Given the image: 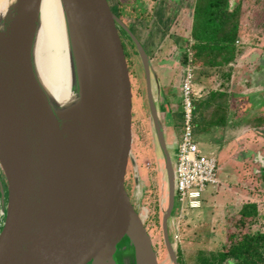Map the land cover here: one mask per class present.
<instances>
[{
    "label": "water",
    "instance_id": "95a60500",
    "mask_svg": "<svg viewBox=\"0 0 264 264\" xmlns=\"http://www.w3.org/2000/svg\"><path fill=\"white\" fill-rule=\"evenodd\" d=\"M60 1L78 98L71 131L62 129L65 117L52 107L33 66L39 0H14L0 27V264H115V244L123 238L132 250L128 264H158L123 186L128 161L135 184L137 171L130 159L133 91L122 31L143 71L166 183L162 240L171 264H179L167 232L173 171L149 58L108 0Z\"/></svg>",
    "mask_w": 264,
    "mask_h": 264
},
{
    "label": "rangeland",
    "instance_id": "374dc122",
    "mask_svg": "<svg viewBox=\"0 0 264 264\" xmlns=\"http://www.w3.org/2000/svg\"><path fill=\"white\" fill-rule=\"evenodd\" d=\"M171 1L178 3L179 9L182 7V13L178 11L179 14L175 16L173 13L176 9L171 7L174 10L172 13L170 1L165 0L164 16L167 17L169 31L170 27L174 28L173 32L177 31L180 39L176 41L184 49L190 40L191 12L189 8L192 0ZM108 3L112 12L118 14L138 41L144 42V51H148L146 40L151 38L152 24H157L154 16L137 17L141 20L137 25L138 21H135L134 17L129 14L132 17L128 18L131 24L129 25L123 10L124 5L132 3L137 4L138 8L142 7V11L146 10L147 0H108ZM235 5H238L239 13L235 41L238 50L236 59L234 58L232 62L235 70L233 82L228 85L230 97L235 100L231 101L229 107V126L223 130L224 133L229 132L230 139L225 140L224 143L221 142L222 129L216 128L212 130L214 131L212 133L213 141H210L208 138L210 135L205 136L206 134L202 131L204 123L201 122L203 120L191 121L192 126H195H193L192 132L194 134L202 132V137H204L200 138L204 144L201 152L214 156L216 165L214 175L218 184L205 183L199 208L186 209L178 214L179 202L174 198L173 207L167 220L168 239L172 240L178 259L182 264H195L194 256L199 249L204 251L221 249L227 235L230 232L237 233L239 226L236 222V215L240 205L244 202H254L259 212V216L254 218L249 227L246 225L244 227L251 231H264V122L259 127H253L250 123L252 117L264 116V99L262 97L264 89V0H228L229 8ZM149 18L151 19L148 21ZM136 26L141 27L136 28ZM152 36L156 35L152 33ZM121 40L127 53L132 77L130 159L134 160L137 171V183L135 184V171L128 161L123 176V186L130 202L143 218L157 263L171 264L162 242L160 227V217L166 203L163 160L154 142L151 121L143 97L144 91L140 88L144 83L141 63L128 36L122 34ZM181 51L179 52L180 56L182 55ZM196 70L194 67L193 78L197 75ZM73 90L75 91V88ZM196 103V99L192 100V107ZM247 103L248 109L244 108ZM174 125L176 128H181V115L179 122ZM161 126L164 139L169 142L171 133L167 127L165 113L161 115ZM166 145L171 165H173V146L171 147L169 143ZM200 146H202L201 143ZM0 181L4 190L5 183L1 173ZM154 217L155 219H153ZM131 251L130 245L124 238L118 241L113 253L115 264L130 263Z\"/></svg>",
    "mask_w": 264,
    "mask_h": 264
},
{
    "label": "trees",
    "instance_id": "16d2710c",
    "mask_svg": "<svg viewBox=\"0 0 264 264\" xmlns=\"http://www.w3.org/2000/svg\"><path fill=\"white\" fill-rule=\"evenodd\" d=\"M115 15L118 16V14ZM238 16V5L229 8L228 0H192L189 27L191 42L186 43L190 50L192 65L215 67L223 80H228L231 71L230 63L234 61L238 50L235 44ZM119 19L122 21L120 17ZM122 34L125 32L122 31ZM184 49H182L183 62L186 61ZM263 95L264 89L262 93L264 99ZM227 101L228 94L225 91L208 90L203 99L196 101L192 110V121L199 119L203 120L201 123L206 126H223L226 122ZM263 122L264 116L256 115L251 118L250 123L253 127H259ZM258 216L259 212L254 202L242 203L236 215L239 226L237 233L230 232L221 249L197 250L194 256L195 264H264V231H251L244 227V225L249 227ZM141 219L144 226L143 218ZM1 221L2 215L0 223ZM170 242L172 243V240ZM176 259L179 264H182L177 254Z\"/></svg>",
    "mask_w": 264,
    "mask_h": 264
},
{
    "label": "crops",
    "instance_id": "0c3cea01",
    "mask_svg": "<svg viewBox=\"0 0 264 264\" xmlns=\"http://www.w3.org/2000/svg\"><path fill=\"white\" fill-rule=\"evenodd\" d=\"M164 1L165 0H147V3H145L146 10H143V11H142V7L138 8L137 4H134V3L129 4V5H124L123 10L126 13V17H127L129 25L131 24L128 18L131 19L132 17H134L133 19L135 21H138L137 25H139L140 24L139 21L141 20L137 19V17L139 16L146 17V15H148V17L154 16L155 23H157L154 25L152 24L151 32L155 34L156 36H152V33H151V38L146 40L147 42L146 46H148V51L145 50V52L149 58L150 68H151L150 89H151L152 97L155 100L156 108H157L158 115L160 118V123H161L162 113L163 114L165 113L166 115L167 127L169 128L170 133H171V140L169 142H166V141L165 142L169 143L171 147L173 146V157H174L175 141L177 140V137L179 136V132H180V129L178 127L176 128L174 124H177L179 122L180 115H181V98H180V93H179V83H180V77H181V72H182V66L185 62L182 61V55L181 56L179 55V52L182 50V47H180L181 46L180 43L176 41L180 39L179 35L177 34V31L173 32L174 30L173 27H170V31L168 29V24L166 21L167 17L164 16V5H165ZM167 1H170V11H172V13L174 11L172 8L176 9L175 12L173 13L175 16L179 14L178 11L182 13L183 9L182 7L181 9H179L178 3H175L174 1H171V0H167ZM162 8H163V11H162ZM189 10L191 12V6ZM129 14H131L132 17ZM170 16H171V12H170ZM151 18H149L148 21ZM147 25L148 23L146 24V26ZM139 27L141 26H136V28H139ZM139 42L141 43L143 47L144 42H141V41ZM186 47L187 45H185V49H184L185 53H186ZM194 67H196L197 69L196 70L197 75L196 77H194V80H193L194 88L200 89L201 91H203L202 95L199 98H197L196 101L203 99L208 90H220V91H225L228 94L225 124L223 126L204 125V128L202 130L206 134L205 136L210 135L208 138L210 139V141H213L212 133L214 131L212 130L216 128H221L222 129L221 131L222 139L220 140L221 142L224 143L230 139L229 132L227 131L224 133L223 130H225L229 126L228 125V123L230 122L229 107L231 105V101L235 100V99L233 100L230 97V94H229L230 90L228 88V85L229 84L231 85L233 82L234 73H235L234 64L231 63V71H230V75L227 81L223 80V78L219 75L217 68L215 67H198V66H194ZM140 88L141 90L145 91V83H143L142 87ZM141 95H142V91H141ZM143 97L146 102L145 92H144ZM237 100L239 101V99ZM241 105H243V103H241ZM244 108H247V109L249 108L248 103L244 105ZM181 119H182V116H181ZM193 126H192V129H193ZM249 126L251 127V125ZM163 136H164V132H163ZM193 136H194V140L198 144L199 150L203 151L202 149H203L204 144L202 143V139L204 137H202L203 136L202 132L201 133L196 132V134L193 133ZM200 143L202 144V146H200Z\"/></svg>",
    "mask_w": 264,
    "mask_h": 264
},
{
    "label": "bare ground",
    "instance_id": "6f19581e",
    "mask_svg": "<svg viewBox=\"0 0 264 264\" xmlns=\"http://www.w3.org/2000/svg\"><path fill=\"white\" fill-rule=\"evenodd\" d=\"M13 1L0 0V27L8 18ZM32 48L33 66L42 90L52 107L65 117L62 129L71 131L77 122L78 98L73 90L66 21L60 0H39Z\"/></svg>",
    "mask_w": 264,
    "mask_h": 264
},
{
    "label": "built area",
    "instance_id": "2783aa9c",
    "mask_svg": "<svg viewBox=\"0 0 264 264\" xmlns=\"http://www.w3.org/2000/svg\"><path fill=\"white\" fill-rule=\"evenodd\" d=\"M191 41L189 40L188 44ZM194 65L190 62V50L186 47V61L182 66L179 83L181 98V128L175 141L173 171V199L179 202L178 214L186 209L199 208L205 183L218 184L214 172L215 159L212 154H203L192 132V100L203 91L194 88Z\"/></svg>",
    "mask_w": 264,
    "mask_h": 264
}]
</instances>
